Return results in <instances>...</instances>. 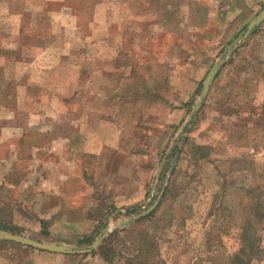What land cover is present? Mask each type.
I'll return each mask as SVG.
<instances>
[{"label": "rangeland", "instance_id": "1", "mask_svg": "<svg viewBox=\"0 0 264 264\" xmlns=\"http://www.w3.org/2000/svg\"><path fill=\"white\" fill-rule=\"evenodd\" d=\"M216 4L219 24L206 22L191 59L184 34L174 60L138 69L146 98L136 104L139 120H126L119 157L75 154L84 140L77 120L53 123L51 132L44 125L15 129L19 137L10 136L12 120H0V230L85 247L108 229L96 248L60 253L59 264H264V18L248 29L264 0ZM90 6L79 0L82 19ZM211 8L204 6L206 17ZM156 16L161 21L164 13ZM85 46L96 54L91 63L100 64L104 46ZM156 50L165 52L161 44ZM72 106L77 112L76 97ZM49 133L71 135L63 161L47 150L54 145ZM66 207L80 215L41 219ZM83 212L87 219L79 220ZM84 234L93 237L79 243ZM3 244L11 254L43 251L0 239ZM0 264L10 262L0 255Z\"/></svg>", "mask_w": 264, "mask_h": 264}, {"label": "crops", "instance_id": "2", "mask_svg": "<svg viewBox=\"0 0 264 264\" xmlns=\"http://www.w3.org/2000/svg\"><path fill=\"white\" fill-rule=\"evenodd\" d=\"M89 2L87 17L82 19V10L76 7L79 0H0V120H12V137L21 134L15 129L44 125L51 132L53 123L77 120L81 131L78 135L84 140L74 153H94L107 159L125 152L121 136L126 120H139L136 110L141 105L136 104L144 101L146 93L141 90L138 69L149 67L144 64L148 61L174 60L176 56L172 58L171 52L178 37L186 39L184 34L188 39H182V43L189 48L187 59H191L199 50L192 49V44L197 46V39L202 40L206 22L209 26L219 24V9L216 0L214 5L210 0ZM206 5L212 6L208 17ZM161 13L162 20H156ZM101 29L104 37L98 38ZM158 44L165 52L156 50ZM85 45L104 46L100 64L91 63L97 60L96 54L86 53ZM132 61L140 64L134 63L133 67ZM75 97L77 112L72 106ZM20 119L26 121L17 126L13 120ZM48 137L54 145L47 150L60 155L63 161V156L70 153L67 144L71 135L49 133ZM78 210L66 207L44 212L41 219L49 215L52 221L64 220L61 214L75 211L80 215ZM86 215L83 212L78 219L86 220ZM3 246L0 255L10 264H59L65 259L50 251L11 254L7 244Z\"/></svg>", "mask_w": 264, "mask_h": 264}, {"label": "water", "instance_id": "3", "mask_svg": "<svg viewBox=\"0 0 264 264\" xmlns=\"http://www.w3.org/2000/svg\"><path fill=\"white\" fill-rule=\"evenodd\" d=\"M264 18V9L259 13V15L254 18L248 25V29H250L252 26L255 24L259 23L262 19ZM222 61L217 62L212 69L209 71L207 77H206V82L204 85V88L202 90V96H204L209 88V85L216 74L217 69L221 65ZM201 96V98H202ZM198 106V105H197ZM196 106V107H197ZM156 204L152 205L150 208H148L143 214H146L150 212ZM129 220H125L121 223V225L127 223ZM106 232L104 235H101L99 238L94 240L90 245L88 246H80V247H75V246H70L65 243H57V242H50V241H42V240H37L34 239L30 236H26L24 234H19V233H13V232H8L4 230H0V239L4 240H13L17 241L20 243H23L25 245L31 246L33 248L43 250V251H50V252H56V253H86L90 252L92 249L96 248L98 244L101 242V240L104 238V236L107 233Z\"/></svg>", "mask_w": 264, "mask_h": 264}, {"label": "trees", "instance_id": "4", "mask_svg": "<svg viewBox=\"0 0 264 264\" xmlns=\"http://www.w3.org/2000/svg\"><path fill=\"white\" fill-rule=\"evenodd\" d=\"M100 206H101V204H100ZM112 209H116V207L114 206V205H112ZM110 212V211H109ZM109 212H107V213H109ZM96 227H99V225H97ZM92 235H86V234H84V235H82L81 236V238L78 240V242L79 243H83V242H87V241H89V240H91L92 239ZM101 248V252H102V248L103 247H100ZM102 257L107 261V262H110V263H112V261H113V259L110 257V256H107L106 254H104V253H102Z\"/></svg>", "mask_w": 264, "mask_h": 264}]
</instances>
